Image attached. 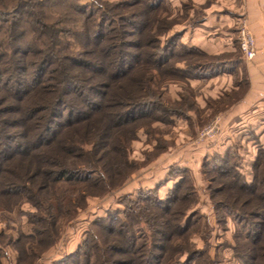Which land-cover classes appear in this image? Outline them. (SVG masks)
<instances>
[{
  "label": "rangeland",
  "instance_id": "374dc122",
  "mask_svg": "<svg viewBox=\"0 0 264 264\" xmlns=\"http://www.w3.org/2000/svg\"><path fill=\"white\" fill-rule=\"evenodd\" d=\"M77 3L84 4L82 10L91 19L100 14L111 17L98 29L101 40L110 36L105 44L113 51L120 45L126 73L132 66L137 68L131 72L135 80H125L126 88L136 86L140 95L145 77L151 76V103L136 109V120L122 127L128 141L121 175L102 183L101 190H92L60 234L49 219H33L38 212L30 203L0 202V264H76L74 259L86 249L92 233H103L100 225L124 224L126 232L132 225L131 234L142 244L151 236L149 226L160 220L154 211L157 205L177 208L176 220L186 230L167 248L168 264H250L244 243L264 224L250 215L264 214V138L253 131L263 113L229 110L245 90L242 69L236 74L239 88L228 95H201L200 85L190 83L193 77L222 72L227 67L221 62L229 58L246 59L238 48L237 29L238 50L233 55H210L181 41L183 5H171L169 0H46L44 15L64 19L61 26L80 34ZM89 32L87 39L64 33L63 45L56 48L63 52L67 46L73 51L93 47L99 41ZM32 35L39 50L50 47L44 34ZM42 63L44 80L53 63ZM81 145L73 144V150ZM34 227L47 235L32 233ZM21 247L27 251L20 252ZM154 251L155 256L162 255Z\"/></svg>",
  "mask_w": 264,
  "mask_h": 264
},
{
  "label": "trees",
  "instance_id": "16d2710c",
  "mask_svg": "<svg viewBox=\"0 0 264 264\" xmlns=\"http://www.w3.org/2000/svg\"><path fill=\"white\" fill-rule=\"evenodd\" d=\"M45 2L0 0V202L7 201L6 206L30 203L38 212L33 219H49V225L60 234L92 190H101L102 183L121 175L128 141L121 134L122 127L136 120V109L151 103L152 78L145 77L147 84L139 86L143 88L140 95L135 93L136 86L126 88L125 80H135L131 72L137 68L132 66L126 73L120 45L113 51L105 44L110 36L106 42L101 40L98 29L111 20L110 16L100 14L97 20L91 19L92 15L82 10L84 4L77 3L74 9L82 15L79 34L61 26L64 19L45 17ZM124 20L120 18L119 23ZM90 30L96 35L93 39L99 41L93 47L73 51L67 46L63 52L56 48L63 45L64 33L87 39ZM32 33L44 34L50 47L39 50ZM122 33L118 30L120 36ZM118 42L124 45L121 39ZM82 53L87 56L82 58ZM44 61L53 66L43 80ZM74 142L82 143L76 152ZM155 208L160 220L149 226L151 236L148 234L144 243H136L132 225L127 232L124 224L117 228L100 225L103 233H92V240L73 262L168 264L167 248L186 230L176 220L177 208ZM250 215L264 222L261 212ZM33 232L47 235L37 227ZM249 236L244 256L250 264H264V224L259 233ZM154 250L162 251V255L155 256ZM26 251L21 247L20 252Z\"/></svg>",
  "mask_w": 264,
  "mask_h": 264
},
{
  "label": "crops",
  "instance_id": "0c3cea01",
  "mask_svg": "<svg viewBox=\"0 0 264 264\" xmlns=\"http://www.w3.org/2000/svg\"><path fill=\"white\" fill-rule=\"evenodd\" d=\"M171 5H183V20L179 28L181 41L210 55H233L237 51L236 29L240 22L248 24L256 42L252 59H232L221 62L222 72H209L193 77L192 85H200L199 94L218 97L239 88V69L245 72V90L230 112H254L258 117L256 134L264 138V0H169ZM220 67V66H218ZM213 71V70H212ZM257 112V113H256ZM259 131V132H257Z\"/></svg>",
  "mask_w": 264,
  "mask_h": 264
},
{
  "label": "built area",
  "instance_id": "2783aa9c",
  "mask_svg": "<svg viewBox=\"0 0 264 264\" xmlns=\"http://www.w3.org/2000/svg\"><path fill=\"white\" fill-rule=\"evenodd\" d=\"M238 48L242 56L251 59L256 54L257 48L252 30L244 21L240 22L237 27Z\"/></svg>",
  "mask_w": 264,
  "mask_h": 264
}]
</instances>
